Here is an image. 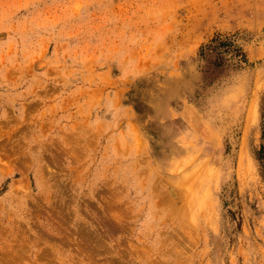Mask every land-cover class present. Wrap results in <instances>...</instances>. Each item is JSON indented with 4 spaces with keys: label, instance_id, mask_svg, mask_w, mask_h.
<instances>
[{
    "label": "rangeland",
    "instance_id": "1",
    "mask_svg": "<svg viewBox=\"0 0 264 264\" xmlns=\"http://www.w3.org/2000/svg\"><path fill=\"white\" fill-rule=\"evenodd\" d=\"M0 264H264V0H0Z\"/></svg>",
    "mask_w": 264,
    "mask_h": 264
},
{
    "label": "bare ground",
    "instance_id": "2",
    "mask_svg": "<svg viewBox=\"0 0 264 264\" xmlns=\"http://www.w3.org/2000/svg\"><path fill=\"white\" fill-rule=\"evenodd\" d=\"M192 121V120H191ZM175 189V188H174ZM174 192H177L176 190H174ZM177 195V194H176ZM173 197H175L174 195H173Z\"/></svg>",
    "mask_w": 264,
    "mask_h": 264
}]
</instances>
